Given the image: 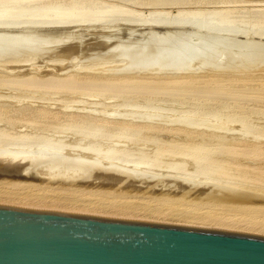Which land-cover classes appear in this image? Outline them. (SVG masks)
<instances>
[{"label":"bare ground","instance_id":"obj_1","mask_svg":"<svg viewBox=\"0 0 264 264\" xmlns=\"http://www.w3.org/2000/svg\"><path fill=\"white\" fill-rule=\"evenodd\" d=\"M27 1L29 0H7V3L0 5V31H4V30L6 31L8 29L12 30L16 28L30 29L31 31V29H38V30L49 29L53 27H64L69 25L72 26L81 25L88 27H90V25L98 26L101 24L102 25L106 24V22H108L107 20L108 14L112 12L135 10V6L132 4H127L122 7L114 3V4H108L106 7H93L90 4L82 5L80 7H78L77 5H70L67 8H63L61 6H54V7L39 6L36 9H34V11H32L29 9V5L27 4ZM148 6H149L148 9L152 14L147 17H142L141 20L142 23L145 24L147 23L149 25L160 28H164L168 26L190 28L195 30L194 33L196 34V36L199 34L202 35L199 36V38H203L206 36L207 37L206 39H208V37L212 36V39L214 40L217 39L216 37L224 38V39L226 38V40L237 39L236 40L237 44H239L240 41L242 44L241 46H244L245 44L248 45L251 43V45H249L250 47L245 45L244 46L245 48L249 47L253 49V51H255L254 49H259V48L260 50H264V42H263L264 10L259 12V14L262 15H259L256 21L250 22L255 24H249V23L235 24L232 22L225 21V19L223 18V15L225 14L223 12L224 8L218 10V15L220 16L219 18L213 19L211 17L204 19L194 15L180 14L177 16H171L170 14H159L155 4ZM228 6H226L225 8H227ZM114 23L116 24L117 22ZM167 32L168 31L166 30L165 33ZM1 33L6 34L5 32H0V35ZM29 33H32V31ZM176 34L177 35L174 36L175 38L174 37L170 38L168 34L167 35L161 34L156 36H161V37L164 36L165 38H167V40L169 41L168 43L170 44L175 42V41L171 42L172 38L176 41L177 39H180L179 41H184L185 37H183L180 34V36L183 38L181 37L177 38L176 36L179 35L178 33ZM156 36L154 38H158ZM189 36L190 35L186 37ZM18 38L19 39L21 38L20 39L21 43L23 41L22 40L23 37L21 36L16 37V41H17L15 42V44H17L16 46H18L19 43ZM151 38L154 39L152 36ZM238 38L241 39L239 40ZM164 40L166 41V39ZM11 41L12 43L14 42L13 39H11ZM147 41L148 43L150 42V44H152L150 40ZM189 41H191V39H189ZM243 41H245L244 44ZM184 42L187 44L188 41H184ZM221 42L222 41L218 43L222 44ZM3 43L4 45L9 44L11 46V43H9L8 40L7 42L4 41ZM180 43L183 44L182 42ZM212 43H213L211 45L212 47H217L216 45L220 46V44L218 43L216 44L215 41ZM150 44L147 46H151L152 49L153 45ZM190 44H188V46ZM234 44L236 43H232L231 45ZM22 45L19 44V46ZM31 45L29 43V47H32ZM154 45L156 46L158 44H154ZM253 45L255 47H253ZM13 46L16 47L15 45ZM26 46H28V44ZM33 46H35V44H33ZM41 46L42 45H40L39 47L41 48ZM174 46L175 47L177 46V48L176 50H174L175 48L171 49L174 51L170 54H167L165 52V49L168 47L161 46L160 50L154 49L157 52H154L155 55L154 53H152L153 56L150 55V57H148L149 55L148 53H146L148 52V50L143 51L140 49L139 51H133V52L130 51V54H132L129 56V57L132 56L130 61H134L132 63H139V65H143V64L151 65V63H158V65L160 66L172 65V66H176L175 68L181 67L184 64H188L189 58H187V56H182L181 53L182 46L177 45L176 43ZM192 46H196V45H192ZM227 47L228 45L226 46V48ZM232 47L234 48V46ZM237 47H239V49L237 50L239 51L241 49L240 45ZM204 48H206V46H204ZM151 49L149 50L153 51V49L152 50ZM183 49H187V48L183 47ZM228 49H230V46ZM228 49L225 51L224 48L223 49L225 51L224 53H229ZM127 50H125L126 51L125 53H129L127 52ZM218 50L220 51V48ZM260 50L257 51L261 52ZM195 51H193L192 53H197ZM241 51L242 49L239 52ZM123 52L124 51H122L121 53L122 55H124ZM185 52L186 51H184L183 53ZM214 52L212 54H209L208 56L210 57L207 58L210 59L211 56H214L213 55ZM11 53L12 52H10V54ZM218 54L219 53L217 52L216 55L218 56ZM233 54L235 56L236 54H238V52L237 53L233 52ZM225 55L226 54H223L224 58H226ZM249 55L250 53H248L247 57H251ZM255 55L256 56L260 55L259 57H261L262 54L255 53ZM255 55L253 54V56ZM122 57L126 59L125 56ZM223 57L221 54V57L219 58H223ZM262 58H264V54L262 55ZM230 59H234V58H230ZM240 59H242V61L244 62H242V64L239 66H247L248 65L247 62L248 63L250 62L249 58H240ZM217 60L219 59L217 58ZM220 61H222V59H220ZM260 61H256V62L260 63ZM261 62L264 63V60H262ZM232 63L234 64V62ZM230 64H228L227 66H230ZM236 65L237 64L235 63V66ZM254 65H256V63ZM134 67H137V65H135ZM31 77H26L24 83H27V81L31 82L33 80V78ZM179 77L180 76H178L177 78ZM59 78L56 80L45 79V82L44 80L43 82L48 85H52L56 87L66 88L70 86L74 88L80 86L79 84H82L84 82H85L84 84L86 83L90 84L89 82L94 83V81H99L98 78L87 79L81 76L78 77L76 75L66 76L61 79ZM177 78L173 80L156 81V82L161 81L159 82L161 85L156 84L155 80H148L142 78L141 79L120 78L117 80H107V83H109V85H114L115 81H117V83L121 86L122 89L128 87L130 88L137 87V88L145 89L147 91H151V90H157V88L158 89L160 88L161 90L167 88L169 89L170 86L168 85L170 84L168 83H170L171 81L179 82L181 77L178 80ZM209 79L211 78L205 80H209ZM181 80L180 81L182 83V86L187 85V87H189L190 84H191L190 86L192 85L195 86L198 82L203 80V78L194 77L190 79L187 78L184 79V77H182ZM153 81L155 82V84H152ZM214 83L215 86H213L210 89L212 93H217L219 92V89H221V86L216 81H214ZM160 86L162 87L164 86L163 89ZM32 98L33 97H25L24 100L32 105L36 103V101H38L37 99L34 100ZM38 99L45 100V102H41L45 105H51L49 102V100L51 99H49L46 96H41ZM15 100L18 103L23 101L21 98ZM72 102L73 101H63L61 105L62 110L75 115L86 116L91 119L92 118L105 119V120H100L102 122L111 121L107 116H100V114L103 111L99 107L97 106L95 107V105L94 106L82 105V104H78L79 102L77 103L75 101L74 104H72ZM114 108L115 109L117 108L116 112H119L120 111L119 109L123 110L121 111L123 112L121 113V115H123L124 118L127 119L121 121L120 125L118 126V130L115 131L105 130L104 128H102V122H101L100 124H95V123L90 124L91 126L88 125L89 127L87 128L83 127L82 129L76 131H68L66 132L67 135H62V136L59 135L57 137H52V136L0 137V166H7L14 168L19 167L22 174H24L23 176H0V202L134 218V216L130 215L132 212V211L130 212V210H133V208L128 210L130 206H128L125 202H120L118 199H123L124 197L127 198V196H133L131 194L132 193L134 194V190H141V192L143 193L142 191L143 189L140 188L142 187L146 188L147 185H143V183H141L142 181L144 182L152 181V183L155 182V184L156 183L158 184L159 182L163 183V182L171 181L182 186L180 190L178 189L179 194L177 193H174L177 195H173V193H171L172 195L157 194L156 198L157 200H159L158 202L162 206L152 207V209L154 208L157 209L154 211V213L156 214H154L153 217L158 218L157 216L158 214H163L165 215V217L158 219L145 218L148 216L135 217V218L155 220V221H161L162 219H167L169 220V222L172 223H176L174 221H178L179 224H186V225L193 224V226L212 227V228L264 235V203H261V201H264V186H263L264 184L262 186H258L260 184H258L257 186L249 185L244 181L237 179L234 174L229 173L224 169V164L223 163L220 164L221 162L217 158V156L221 155L224 152L233 153L232 154L233 156L240 155L248 158L250 157L252 158L260 155L264 156L263 128L257 127L254 123L241 117V115L237 113H228L226 111L213 109V108H205V107H193V108L188 107L186 109H178L177 107H175V105L174 106L162 105L160 103H156L149 100V98H145L143 100H135V99L123 100ZM110 116L113 118L114 114L113 116L112 115ZM123 116L120 117L123 119ZM152 117L164 118V120L168 122L175 121L174 124H176L177 122L178 127L176 126L175 128H173L174 131L177 132L185 131V133L183 134L177 133L183 135L180 136L182 140L176 141V143L173 144L175 147L172 148V150H169L167 153H165L166 150L165 148H157L155 150H152L151 152H144V153L136 152L133 149H131L129 146L130 143H132L135 140V138H137L138 140L139 137L142 136L143 131H145L144 133H146L149 132L148 130H151L153 128L156 130L159 129L160 126H162V124H160L158 121H157L158 125H156V123H151L152 122L151 120L150 122L148 120L147 121L144 120L147 118L153 119ZM162 123H164L165 125V122ZM169 124L166 123L167 126L166 125L162 126L161 128L163 129H160V131L161 130L166 131L167 130L166 127H168L167 133H169L168 132L170 130L169 127L171 126V125L168 126ZM174 124H172L173 125L172 127L175 126ZM157 126L159 127L156 128ZM233 128H236L239 134V136L235 135L236 136L235 138L233 135L237 131H234L232 135L227 134L228 132H231L229 131V129L234 130ZM218 130L221 131L226 130L227 133L221 135L222 133L220 132L217 133ZM58 132H61V130ZM174 133L176 134V132ZM225 135L227 136L230 135L231 137L230 136L227 137ZM213 141L217 144V147H213L215 145L213 146L211 145V147H209L210 144H213L211 143ZM165 144H169V143H165ZM240 164L243 165V163L237 162V165ZM260 166H264V165H260ZM260 166L256 164V165H250V167L248 168H251V170L254 169L256 171H261L264 169V167H260ZM243 175L246 176L245 171ZM26 176H31V178L30 177L26 178ZM255 178L258 179L259 176ZM138 182H140L141 184ZM83 183L86 184L87 186L83 187L84 186ZM152 183H150L152 186L151 185L149 186L153 188L155 185ZM165 186L168 187V184ZM175 186L176 185H174V187ZM82 188H87V189H82ZM198 188L199 190H197ZM200 188H206L207 190H200ZM49 189L83 190V192L87 193L89 196L82 198L80 202L75 201L74 203H72L68 201L67 198L62 200V197L59 196H57V200L53 199L54 196L50 194ZM162 189L161 191H164ZM172 189L174 190L175 188ZM141 192H137L136 194ZM145 193H152V192L145 191ZM166 193L169 194V192ZM191 193L192 194L196 193L195 194L196 196H193L194 198L191 197L192 196ZM205 201L209 203H213L214 205H216L217 208H220L221 210L227 211V215L224 213H222V215L220 216H216V215L212 216V215H208V214L206 215L200 213L196 214V212H193L191 210L190 211L179 210L178 206H176L177 204H175V203H179L181 205H185V204L193 205V204H200L202 202L205 203ZM107 208H111V209L106 210ZM147 209L150 210L151 208L148 207ZM175 213L179 214V217L175 216L176 215Z\"/></svg>","mask_w":264,"mask_h":264},{"label":"rangeland","instance_id":"obj_2","mask_svg":"<svg viewBox=\"0 0 264 264\" xmlns=\"http://www.w3.org/2000/svg\"><path fill=\"white\" fill-rule=\"evenodd\" d=\"M5 3H7V0H0V5H3ZM114 3L122 7L127 4H132L135 6V10L112 12L107 16L108 18L107 20L110 23L106 22V24L103 25L101 24L98 26L90 25V27H88L81 25H73V26L69 25L64 27H53L49 29H39V30L31 29L32 33H29L31 32L30 29H22V28L0 31L6 33V34L1 33L2 36L0 35L1 38L0 39V48H1L0 137H9V136L57 137L59 135L60 136L67 135L66 132L68 131H76L82 129L83 127L87 128L91 126L90 124H94V123L100 124L102 122L100 120H105L103 118L91 119L86 116H80L65 112L61 108L63 101H73L72 104H74L75 101L77 103L79 102L78 104L92 105V106L95 105V107L96 106L99 107L103 111L100 114V116H107L111 120V121H103L102 128H104L105 130L115 131L118 130V126L120 125V122L124 121V119L126 118H124V116L121 115V113H123L121 111L123 110L119 109L120 110V111L118 110L120 112L119 114V112H116L117 108L115 109L114 107H116L123 100H127V99L143 100L145 98H149V100L153 102L160 103L166 106L175 105V107H177L178 109H186L188 107H192V108L205 107V108H213V109L226 111L228 113H237L241 115V117L254 123L257 127L264 129V63L261 62L262 60H264V58H262V55L264 54V50H260L259 48L254 50L255 51L260 50L261 52L253 51V49L249 48L250 47L249 45H251V43L248 45L245 44L246 46H249L245 48L244 47L245 45L241 46L242 44L240 41L239 44H237L236 42L237 39L226 40V38L224 39V38L216 37L217 39L214 40L212 39V36H210L209 34L208 35L210 37H208V39H206L207 38L206 36L203 38H199V36L202 35L199 34L196 36V34L194 33L195 30L190 28H182L177 26L176 27L168 26V27L160 28L149 25L147 23L146 24L142 23L141 21L142 17H147L152 14L148 9L149 7L148 5L155 4L159 14H170L171 16L185 14V15L199 16L204 19L211 17L213 19L219 18L220 16L218 15V10L224 8L223 12L225 14L223 15V18L225 19L226 22L228 21L235 24H247V23L255 24L250 22L256 21L258 16L262 15L259 14V12L264 10V0H29L27 1V4L29 5V9L32 11H34V9H36L39 6H50V7L61 6L63 8H67L70 5H77L78 7H80L82 5L90 4L93 7H106L108 4H114ZM226 6L228 7L225 8ZM114 22L117 23L115 24ZM263 23H264V18H263ZM166 30L170 33L168 32L165 33ZM176 33H178L179 35L176 36L177 38L181 37L180 34L183 37H185L186 40L184 39V41H188L187 44L184 41H179L180 39H177L176 41L173 38L171 39L172 40L171 42L173 41L175 42L170 44L168 43L169 41L167 40V38H165L164 36H163L164 38L161 36H156L161 34L163 35L168 34L169 37L171 38L177 35ZM184 34L186 36L188 35L190 36L186 37ZM19 36L23 37L22 40L24 42L26 41L25 43L23 41L21 43L20 42L21 38L20 39L18 38L19 40L17 39L19 42L18 46L19 44L20 45L23 44L22 46H19L20 48L16 46L17 44H15V42H17L16 37ZM151 36L153 38L155 36L158 38L160 37L161 39L160 38L152 39ZM11 39H13L14 44L12 43ZM164 39H166V41ZM189 39H191V41H189ZM238 39L240 40L241 38ZM7 40L9 41V43H11V46L9 44L7 45L6 43H5L6 45H4L3 42L4 41L7 42ZM147 40H150L152 44H150V42L148 43ZM214 41L216 42V44L222 41L221 42L222 44L218 43L220 44V46L216 45L218 48L212 47L211 45L213 44L212 42ZM245 41H243V44ZM180 42H182L183 44H181ZM189 42L192 45L199 46L200 48L196 46H192ZM29 43L32 47H29ZM175 43L177 45L182 46L181 53L182 56H187V58H189L188 64H184L181 67L175 68L176 66H172V65L160 66L158 65V63H151V65L150 64L139 65V63H132L134 61H130L132 57V56L129 57L130 55H132L130 54V51L132 52L139 51L140 49L143 51L148 50V52L146 53H148L149 55L148 57H150L152 53L157 52L155 50H160L161 46L162 47L166 46L168 48L166 49L164 48L165 52L167 54H170L177 48V46L176 47L174 46ZM232 43H236V44L231 45ZM27 44L28 46H26ZM33 44H35V46H33ZM39 44L42 45L43 47L41 46L40 48ZM149 44L153 45L152 48L153 51L149 50L151 49V46H147ZM154 44H158V45L155 46ZM188 44L190 45L188 46ZM13 45H15L17 48L14 47ZM227 45L228 47L226 48ZM239 45L240 48L242 49L241 52H239L241 49L237 51L239 49V47L237 46ZM157 46L159 49L157 48ZM204 46H206V48H204ZM229 46L230 49H228ZM232 46H234V48ZM28 47L31 50H29ZM183 47L187 49H183ZM253 47L255 46L253 45ZM37 48H39L40 50ZM219 48L220 51L218 50ZM224 48L225 51L228 49L229 53H224L225 52L223 50ZM120 50L124 51L123 52L124 55L121 54L122 51ZM125 50H127V52L129 53H125L126 52ZM183 50L186 52L183 53L184 52ZM193 51L197 53H192ZM208 51H210L211 53ZM216 51L219 53L218 56L216 55L217 54ZM5 52L7 53L9 52V53L7 54ZM10 52L12 53L10 54ZM213 52H214L213 54L214 56H211L210 59L207 58L210 57L208 55L212 54ZM233 52L235 53L238 52V54L234 56ZM248 53H250L249 56L253 58L247 57ZM255 53H259L262 55L261 57H259L260 55H257L258 56L257 57ZM221 54L222 57L223 54H226L225 55L226 58L224 57L223 58L227 60H224L223 58H219L221 57ZM253 54L255 56H253ZM122 56H125L126 59ZM236 57L249 58V59L251 58V59L249 60L250 61L249 63L247 62L248 64L247 66H239L244 61H242V59L240 58L237 59ZM217 58L219 60H217ZM230 58H234L235 60ZM192 59H194L195 61ZM220 59H222V61H220ZM191 60L194 62H192ZM256 61H260L261 64ZM232 62H234V64ZM254 62L256 63V65H254L255 64ZM235 63L237 64L236 66ZM228 64H230V66H227ZM135 65H137V67H134ZM183 67L186 69H184ZM71 75H76L78 77L81 76L87 79L98 78L99 81H94V83L89 82L90 84L86 83L87 85L84 84L85 83L84 82L82 84H79L80 86L74 88L70 86L66 88L56 87L44 83L45 79L52 80L53 78L56 77H57L56 79H58L59 77L64 78L66 76H71ZM178 76H180L181 79L182 77H184V79L201 77L203 78V80L198 82L195 86L192 85L193 87L190 86L191 84L189 85V87H187V85L182 86L181 81L183 80L180 79L181 81L179 80V82L171 81L170 83H168L170 84L168 85L170 86L169 89L167 88L161 90L159 88L160 89L159 90L157 88V90H151V91H147L145 89L137 88V87H131V88L128 87L122 89L121 86L117 83V81H115L114 85H109V83H107V80H117L120 78H136V79L142 78L148 80H155L156 82L158 80H173L176 79ZM26 77H31L33 78V80L31 82L27 81V83H24ZM179 78H177V80ZM208 78L211 79L205 80ZM214 81H216L221 86V89H219V92L217 93H212L210 89L213 86H215ZM155 82L153 81L152 84H155ZM159 82H156V84L159 85L160 84ZM160 87L163 89L164 86L163 87L160 86ZM41 96H46L49 99H51L49 100L51 105H45L41 103V102H45V100L38 99ZM25 97H33L32 99L34 100L37 99L38 101H36V103L31 105L30 103L24 100ZM18 98H21L23 101H21L20 103L16 102L15 99ZM109 111L111 113L112 112L114 113L111 114ZM110 115H112L113 118ZM120 116H123V119ZM152 118L153 119L147 118L144 120L146 121L148 120L149 122L151 120L152 121L151 123H156V125H158L157 123L158 121L160 124H162V126H165L166 123L167 124L175 123V121L168 122L164 120V118H160V117H155V118L152 117ZM162 122H165V125ZM172 124H169L168 126L171 125L169 129L171 131H174L173 128H175L176 126L178 127V125L176 122V124H174L175 126L172 127L173 126ZM162 126L160 127L157 126L156 128L159 127V129L156 130L154 128H153L154 130L151 129L154 132L148 130L149 132H146L147 134L144 133L145 131H143L142 136L139 137L138 140L137 138H135V140L132 143H130L129 145L130 148L136 152H142V153L151 152L152 150H155L157 148H165L166 149L165 153H167L169 150H172V148L175 147L173 144L176 143V141L182 140L180 136L183 135L180 134L185 133V131L184 132L174 131L176 132L175 134L174 132H171L169 130L168 131L169 133H167L168 127H166L167 128L166 131L165 130L160 131V129H163L161 128ZM233 129L234 130L229 129V131L231 132L228 133L226 132V130H222V131L218 130L217 133L220 132L222 133L221 135H223L224 133L232 135L234 131H237L236 128ZM60 130L61 132H58ZM235 133L233 135L234 138L237 135L239 136L238 131ZM230 135L228 136L225 135V136L229 137ZM165 143H169V144H165ZM211 143L213 144H210L209 147H211V145L212 146L215 145L213 147H217V144L214 141ZM232 154L233 153L230 152H224L221 155L217 156V158L221 162L220 164L222 163L224 164V169L229 173L234 174L237 179L242 180L249 185L257 186L258 184H260L258 186H262L264 184L263 181L264 169L263 170L260 169L261 171H256L254 169L251 170V168L248 167H250V165H256V164L259 166L264 165V156L260 155V156L248 158L240 155L233 156ZM237 162L243 163V165L241 164L237 165ZM260 167H264V166H260ZM244 171L246 173V176L243 175ZM257 176H259L258 179L255 178ZM27 177L31 178V176H26V178ZM141 183H143V185H147L146 188L143 187L140 188L143 189L142 190L143 193L141 192V190H134V194H136L137 192H141L142 194L138 193L140 195L138 194L134 195L132 191L130 193H132L131 195L133 196H127V198L124 197L123 199H118V200L120 202H125L128 206H130L128 210L133 208V210H130V212L132 211L130 215L134 216V218L148 216L145 218L158 219L165 217V215L163 214H158L157 215L158 218L153 217V215L156 214L154 213V211L157 209L155 208L152 209V207L162 206L158 202L159 200H157L156 198L157 194L172 195L171 193H173V195H177L179 194L178 192L180 188H182V186L171 181L169 182L167 181L163 183L159 182L158 184L156 183L157 185L155 184V182L152 183V181H146V182L142 181ZM150 183L154 184L155 186L152 188L151 187L152 185ZM167 184L168 187L165 186ZM174 185L176 186L174 187ZM86 186L87 185L84 184L83 187ZM172 188L175 189L173 190ZM82 189H87V188H82ZM161 189L164 191H161ZM197 190H199V188ZM200 190H207V189L200 188ZM145 191L152 192L153 194L145 193ZM49 192L51 195L54 196L53 199L55 200H57V196H59L62 197V200L67 198V200L72 203H74L75 201L80 202L82 198L89 196L87 193L83 192V190L49 189ZM166 192H169V194H167ZM195 194L196 193L192 194L191 197L196 196ZM207 201H205V203L202 202L200 204H193V205L192 204L181 205L179 203H175V204H177L176 206H178L179 210H184V211L191 210L193 212H196V214L200 213V214H206V215L208 214L212 216L214 215L220 216L222 215V213H224L227 215V211L221 210L220 208H217L216 205H214L213 203H209ZM261 203H264V201H261ZM202 205H204L205 207ZM148 207L151 209L150 210L147 209ZM108 209L111 208H107L106 210ZM175 216L179 217V214H176ZM162 220L165 222H169V220L167 219H162ZM174 222L179 223L178 221H174ZM187 225H193V224H187Z\"/></svg>","mask_w":264,"mask_h":264},{"label":"water","instance_id":"obj_3","mask_svg":"<svg viewBox=\"0 0 264 264\" xmlns=\"http://www.w3.org/2000/svg\"><path fill=\"white\" fill-rule=\"evenodd\" d=\"M0 264H264V235L0 202Z\"/></svg>","mask_w":264,"mask_h":264}]
</instances>
